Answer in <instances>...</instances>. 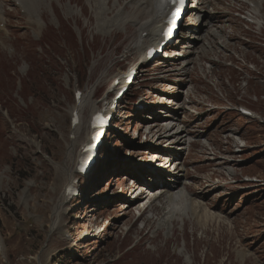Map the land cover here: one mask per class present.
Listing matches in <instances>:
<instances>
[{
    "label": "rangeland",
    "instance_id": "obj_1",
    "mask_svg": "<svg viewBox=\"0 0 264 264\" xmlns=\"http://www.w3.org/2000/svg\"><path fill=\"white\" fill-rule=\"evenodd\" d=\"M69 1L43 0L34 10L39 23L27 24L24 8L0 0V264H187L185 252L193 264H221L218 253L222 257L236 244L233 230L196 246L198 260L184 247L203 236L200 229L192 236L188 223V239L181 236L183 219L194 217L191 208L180 210L178 197H191L183 185L196 178L209 185L199 193L205 203L197 209L235 219L242 237L253 236L245 241L249 254L264 264V5L253 16L243 0H191L200 21H184L191 23L183 25L179 41L165 46L169 55L140 65L111 110L97 163L83 175L76 167L88 141L90 105L114 95V79L139 63L140 51L136 28L118 26V12H133L128 0H103L97 11L94 0ZM76 88L91 98L74 135ZM239 105L252 115L241 116ZM169 127L183 130L186 142L171 143L173 136L164 132ZM170 144L186 160L181 173L190 176L181 175L173 203L166 195L154 200V185L127 213L137 185L152 184L143 176L159 163H151L153 153ZM226 147L230 153L223 154ZM213 152L231 163L220 167ZM72 182L78 192L64 198ZM130 185L134 189L126 191ZM152 200L153 213L166 210L138 217ZM169 209L177 213L174 223L165 214ZM206 252L214 256L205 261Z\"/></svg>",
    "mask_w": 264,
    "mask_h": 264
},
{
    "label": "bare ground",
    "instance_id": "obj_2",
    "mask_svg": "<svg viewBox=\"0 0 264 264\" xmlns=\"http://www.w3.org/2000/svg\"><path fill=\"white\" fill-rule=\"evenodd\" d=\"M10 1L17 2V4L21 8H24L23 9V12H24L23 14L27 15V21H26L27 24L34 23V21L39 23L37 18H35V15H34L35 11L34 10L36 8V5L38 6V4L40 2H42L43 0H10ZM70 1H69V3H70ZM102 1L103 0H94L93 1V3H95L94 9L96 11L101 9V7L103 5ZM243 2H245V3L250 5L249 12L253 16L254 15H259V9H260L261 6L264 5V3H261L259 0H243ZM69 3H67L66 7H69L68 6ZM202 3H206V2L202 0ZM127 5L134 7L133 12L128 13L127 9H123L122 11L118 12L117 13V17L120 20L118 26L124 24V27L126 28V27L129 26V25H127V23H129L130 24L129 27L133 26V27L136 28V33L137 34H136L135 47H136L137 50L140 51V55H139L138 60H139V62L141 61V64H142V63H145V60H146V55H144L145 50L150 45L155 44V43H159V41L161 40L160 32H161V28L163 26V21H164V19L166 17V14H167V5L168 4H167L166 0H128ZM190 7L191 6H189V8L188 7L186 8V10H187L186 17L190 18V19H194L196 22H199L200 21L199 15H198L199 13L197 11L196 6H194V8H190ZM2 10H3V7H2V5L0 3V19L2 18L1 17V15L3 13ZM70 11H71V9H69V8L66 9V12L70 13ZM196 16H198L197 20L195 19ZM250 17H251L250 15H247V18H250ZM254 18H256V17H254ZM206 21H208V20H206ZM206 21H204V22H206ZM188 23H191V22H188ZM188 23H182V25L179 28L180 29L179 30L180 34L182 32L181 28L183 27V25L188 24ZM201 24H200V26H201ZM188 28H186V29H188ZM191 28L194 29L196 27H192L191 26L190 29ZM186 32H187V30H186ZM191 37H193V36H190V38ZM178 38H176L177 39L176 41H178ZM191 41H192V43L195 44L194 40H191ZM163 55L165 56V55H169V54L164 53ZM186 58L187 57L185 56L182 61H186ZM157 61H159V60H157ZM140 65L138 66V68L140 67ZM89 97H90V95H88V93L85 94V95H82L80 100H79V103L77 104L76 110H80L81 111L83 109L84 105L86 103L90 102L89 99L91 97L90 98ZM89 109H90V112L92 113L93 110H94L93 104L90 105ZM212 109H216V107H212ZM166 112H168V111H166ZM164 114H166V113L164 112ZM87 124H88V131H89V134H88L87 137L89 138V140L86 143H90V134H91L90 119L87 121ZM80 127H81V121L79 120L78 124L73 126V130H74L73 134L74 135H77L78 130H79ZM171 129H172V127L170 129L164 131L165 133L168 132V134L166 133V135H168V136L170 135V137L173 136L172 138L175 139V141L178 140L180 142L182 141L183 143L186 142V139H184V138H185V136L187 134L184 136L183 133H182L183 130H180L179 132L178 131H171L170 132ZM193 131L196 132V131H198V129H195ZM159 138H160V136L157 137V139H159ZM74 142H75V137L73 138V143ZM171 143H173V142H171ZM194 143H197V142H194ZM202 147H203L202 153H205L206 152L205 145H202ZM71 151H72V148L70 149V152ZM167 151L170 154H167V155L164 156L166 158V160H167L166 162L170 161L173 158V154H178L177 152L176 153L172 152L170 149H167ZM224 153H227V154L230 153L229 147L224 148L223 154ZM154 157H160L161 158V155L154 156ZM212 157H213L215 162L220 167H223L224 165H228V164L231 163L230 162L231 159L227 158L225 156H221L222 159L217 160V158L219 156L216 155V152H213ZM181 162L182 161H180L178 163V161H176V163H178V166L175 167L174 171H172L171 174H166V175L164 174L163 175L162 173L156 171L155 169L150 168L148 170V174L143 176L144 178H146L148 180H150V179L153 180L152 184L146 182L145 180L144 181L142 180V184L143 185L147 184V186H149V187H151L153 185H155V186L159 185L156 189L160 190L159 191L160 194H159L158 197H154V200H156L157 198H160V196H162V195H166L167 199L170 202L173 203V199L176 197V195L173 194L174 191L172 189H175V188L179 187V185H180V183L182 181L181 180V175H184L186 177L190 176V174L188 172H184L183 174L181 173L182 168L179 167V165H181ZM234 163L235 162H233V164ZM228 170H229V174L232 175L233 178L237 177L234 174V172H232L230 169H228ZM220 174L223 175V172H220ZM125 175L123 174V175H120V176H125ZM72 176H73V172L70 169H68L67 177L71 179ZM116 177H119V176H116ZM126 179H127V177H126ZM230 184H231L230 182L226 183V185H230ZM137 186L141 190L139 191L137 196H135V199L133 200V202H130V203H133V204L132 205L129 204L128 206H126V209H127L126 212L127 213L131 212L132 207L136 205L137 201L141 200L142 196L146 197V195H147L146 192L149 190V187L145 186L146 187L145 188V187H143L141 185V183L139 185H137ZM204 186L208 187L209 185L208 184L203 185L202 183L198 182V180L196 178V184L184 185V189L188 192V195H191V197H193V198H191V197L187 198V196H185V195H180V197H178L179 200L182 201L181 205H180V210L181 211L184 210L185 207L191 208V213H192L191 216L194 217V219L192 221H187V220L183 219V222H182L183 228L181 230V236L183 237L184 242L188 239V236H189V233L186 230V224L187 223L189 224V226L191 228V232L190 233H191L192 236L195 235V232H197L198 229H200L202 231V234H203V236H201L200 238H197V239L194 240V242H193L191 247H189L186 244V242L184 243V247L185 248H187V249L190 248V249L193 250V255H192L193 260H196V258H197V260L199 259V255L198 254H199V251H200L201 247L198 250V254H196V246H198L200 243H202L204 240H206L208 238H211V240H212V236H214L215 238H217V237H225V234H227L228 232L233 230L235 235H236V237H237L236 244H230L231 242H229L231 249H228L224 253L225 254L224 256L220 257V252L218 253L219 254L218 257L221 258V264H225V263H229V264H259L257 259L251 257V255L249 254V250H248L249 242H245V241H247L248 239H250L253 236L249 237L248 236L249 234H247L246 237H242L236 231V222L237 221L235 219L234 220L233 219L229 220L228 218L223 217V216H226V215L221 213V211H219V213H216V212H206L204 210L201 211V209L200 210L197 209V208H201L202 205L205 203V201L201 200L202 197L199 194L201 192H204V190H203ZM131 187L133 188V185L129 186V189H132ZM153 191L154 190H152V192ZM63 197L67 198L65 193H63ZM154 200L150 201L147 204V206L152 207L153 206L152 203H153ZM174 208H176V207H174ZM163 210L165 211L166 207H162L161 209L156 208L154 210V213L155 214H159ZM177 210H179V209H177ZM53 214H54V212H53ZM165 214H170V217H169L170 223H174L176 221V214L177 213H174V211H171V209L167 210V212ZM151 218H153V217H151ZM225 219L229 220L230 222H227ZM147 221L150 222V219H148ZM54 222H55V220L53 221V224H54ZM231 225H232V227H231ZM172 230H173L172 235H174L176 231L173 228H172ZM250 232L251 231H249V233ZM155 240H156V238L153 239L154 242H156ZM210 245H211V243L209 244V247H208V245L206 246L208 248L207 251L210 250L211 253H213L214 252V247L210 248ZM153 251L154 252H158V248L154 247ZM182 252L183 251L180 250V253H182ZM187 254H188L187 252H185V254H184L187 264H193L194 261H192L191 257L189 255H187ZM197 255H198V257H197ZM181 256H182V254H181ZM203 256H204V260L206 261V259L208 257H210V256L213 257L214 255H212V254L210 255V254H208V252H206V253H204Z\"/></svg>",
    "mask_w": 264,
    "mask_h": 264
},
{
    "label": "snow or ice",
    "instance_id": "obj_3",
    "mask_svg": "<svg viewBox=\"0 0 264 264\" xmlns=\"http://www.w3.org/2000/svg\"><path fill=\"white\" fill-rule=\"evenodd\" d=\"M174 2H175V0H174ZM181 2H182V0H181Z\"/></svg>",
    "mask_w": 264,
    "mask_h": 264
}]
</instances>
